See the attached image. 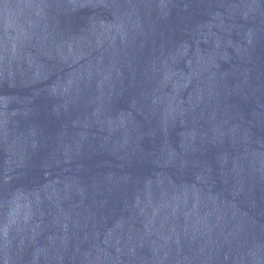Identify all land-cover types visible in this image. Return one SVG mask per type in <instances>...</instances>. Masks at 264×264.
<instances>
[{
	"label": "water",
	"instance_id": "water-1",
	"mask_svg": "<svg viewBox=\"0 0 264 264\" xmlns=\"http://www.w3.org/2000/svg\"><path fill=\"white\" fill-rule=\"evenodd\" d=\"M0 264H264V0H0Z\"/></svg>",
	"mask_w": 264,
	"mask_h": 264
}]
</instances>
